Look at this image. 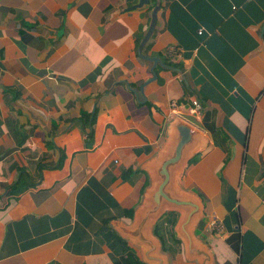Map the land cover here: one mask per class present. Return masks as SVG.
<instances>
[{
    "label": "crops",
    "instance_id": "crops-1",
    "mask_svg": "<svg viewBox=\"0 0 264 264\" xmlns=\"http://www.w3.org/2000/svg\"><path fill=\"white\" fill-rule=\"evenodd\" d=\"M137 3L0 0V264H264V0Z\"/></svg>",
    "mask_w": 264,
    "mask_h": 264
},
{
    "label": "water",
    "instance_id": "water-1",
    "mask_svg": "<svg viewBox=\"0 0 264 264\" xmlns=\"http://www.w3.org/2000/svg\"><path fill=\"white\" fill-rule=\"evenodd\" d=\"M148 0H138V3L135 4L134 6H132V8H137V7H140L142 6L143 4H145ZM159 9V6L156 5L153 9H152V12H151V18H150V23H149V27L147 29V32L145 34V36L143 37V39L141 40L139 46H138V51H137V54L140 58H143V59H146V60H149L151 62H153V66L151 67L150 71L152 72L153 76L152 78L148 79L147 81H145L141 87H140V90L142 92L143 88L145 87L146 84L152 82L155 80V74H154V67L156 65L158 61L157 58H149V57H146L144 55H142L141 53V50L143 48V46L146 44V42L149 40V38L151 37L152 35V32L154 30V27L156 25V22H157V11ZM168 67V66H166ZM181 125V124H180ZM188 127L186 125H181L180 127H178V130H179V141H178V144H177V147H176V151L174 153V155L168 159H166L162 165H161V170H160V174H161V182L160 184L158 185V188H157V192L155 194V199H156V202H157V199L159 197H167V195L164 193V187L166 185V183L168 182L169 180V170H168V166L170 164H173L175 163L181 156V149H182V146L189 140V131L187 129ZM168 198V197H167ZM172 200V199H170ZM174 202H177L175 200H173ZM188 204H190L191 206H193L194 208H196V205L195 204H192L190 202H188ZM194 210L191 211L185 218V224L188 223V221L190 220V217L191 215L193 214Z\"/></svg>",
    "mask_w": 264,
    "mask_h": 264
},
{
    "label": "built area",
    "instance_id": "built-area-1",
    "mask_svg": "<svg viewBox=\"0 0 264 264\" xmlns=\"http://www.w3.org/2000/svg\"><path fill=\"white\" fill-rule=\"evenodd\" d=\"M168 54L171 55V56H178V52L177 50H175L174 48H170L168 49ZM179 79L181 80V77H179ZM184 98L186 100H188L190 103H191V106H192V110L196 113H199V110H200V103H199V100H198V96L194 93V92H186L185 95H184ZM171 106L173 108L175 107H178V104H176V102L174 100H172L170 102ZM177 121L179 123H182L184 125H186L187 127H191L192 126V123L190 121H188L187 119H185L183 116H178L177 117ZM119 159H115V163H119ZM221 228H222V223L220 221H217V220H212L209 224H208V230L209 232L211 233H219L221 231ZM241 232L244 231V228L241 227Z\"/></svg>",
    "mask_w": 264,
    "mask_h": 264
},
{
    "label": "trees",
    "instance_id": "trees-1",
    "mask_svg": "<svg viewBox=\"0 0 264 264\" xmlns=\"http://www.w3.org/2000/svg\"><path fill=\"white\" fill-rule=\"evenodd\" d=\"M93 118H94V115H91V117L90 116L85 117L84 123H86V121H87V126H86L87 127V129H86L87 134H90V132L92 130Z\"/></svg>",
    "mask_w": 264,
    "mask_h": 264
},
{
    "label": "bare ground",
    "instance_id": "bare-ground-1",
    "mask_svg": "<svg viewBox=\"0 0 264 264\" xmlns=\"http://www.w3.org/2000/svg\"><path fill=\"white\" fill-rule=\"evenodd\" d=\"M188 150H189V149L185 150L184 153H183V155H186V153H188ZM183 155H182L181 157H183ZM180 159H181V158H180ZM179 161H181V160H179ZM178 163H179V162H178ZM180 166H181V165H178V164L176 163V164H175V167L172 169L173 173H176L178 167H180ZM183 203H185V202H183ZM187 204H188V202H187Z\"/></svg>",
    "mask_w": 264,
    "mask_h": 264
},
{
    "label": "clouds",
    "instance_id": "clouds-1",
    "mask_svg": "<svg viewBox=\"0 0 264 264\" xmlns=\"http://www.w3.org/2000/svg\"><path fill=\"white\" fill-rule=\"evenodd\" d=\"M181 125H184V124L181 123ZM188 128H189V127H188Z\"/></svg>",
    "mask_w": 264,
    "mask_h": 264
}]
</instances>
